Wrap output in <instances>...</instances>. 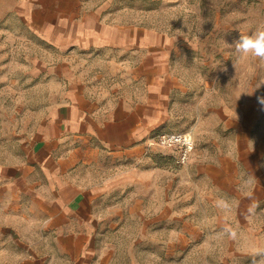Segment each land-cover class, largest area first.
Returning <instances> with one entry per match:
<instances>
[{"label":"rangeland","instance_id":"obj_1","mask_svg":"<svg viewBox=\"0 0 264 264\" xmlns=\"http://www.w3.org/2000/svg\"><path fill=\"white\" fill-rule=\"evenodd\" d=\"M19 1L0 0V29ZM40 1H80L147 34L140 49L55 55L58 94L71 63L105 105L128 103L151 126L142 147L106 155L94 172L106 190L98 213L112 226L102 233L121 264H264V61L233 45L264 21V0ZM171 134L193 139L183 163L159 141Z\"/></svg>","mask_w":264,"mask_h":264},{"label":"crops","instance_id":"obj_2","mask_svg":"<svg viewBox=\"0 0 264 264\" xmlns=\"http://www.w3.org/2000/svg\"><path fill=\"white\" fill-rule=\"evenodd\" d=\"M4 22L0 136L10 138L0 139V264H121L102 233L112 226L98 213L106 190L94 172L106 155L142 147L151 126L128 103L105 105L89 75L73 78L71 63L58 94L55 55L140 49L147 34L86 13L80 1L67 10L20 0Z\"/></svg>","mask_w":264,"mask_h":264},{"label":"clouds","instance_id":"obj_3","mask_svg":"<svg viewBox=\"0 0 264 264\" xmlns=\"http://www.w3.org/2000/svg\"><path fill=\"white\" fill-rule=\"evenodd\" d=\"M233 45L238 57H254L264 61V21L259 23L251 35L240 36Z\"/></svg>","mask_w":264,"mask_h":264},{"label":"built area","instance_id":"obj_4","mask_svg":"<svg viewBox=\"0 0 264 264\" xmlns=\"http://www.w3.org/2000/svg\"><path fill=\"white\" fill-rule=\"evenodd\" d=\"M161 145L173 149L179 148V162H185L193 150V139L190 134H171L159 137Z\"/></svg>","mask_w":264,"mask_h":264}]
</instances>
